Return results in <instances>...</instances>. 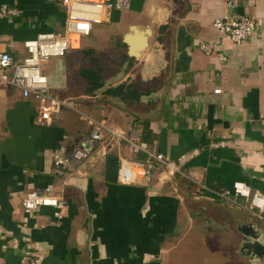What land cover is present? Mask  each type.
<instances>
[{
	"label": "crops",
	"instance_id": "1",
	"mask_svg": "<svg viewBox=\"0 0 264 264\" xmlns=\"http://www.w3.org/2000/svg\"><path fill=\"white\" fill-rule=\"evenodd\" d=\"M60 1L0 0V7L15 10L0 16V51L18 61L22 42L60 33ZM225 16L253 18L254 33L230 43L211 27ZM125 36L134 46L147 43L135 62L126 55ZM214 42L210 55L198 48ZM103 58L111 62L108 70ZM125 62L119 85H131L137 101L102 95L118 85L85 95L81 69L98 68L104 84ZM40 70L50 96L73 100L77 111L113 129L135 125L149 150L180 158L181 170L210 192L240 182L264 197V0H233L232 9L224 0H128L92 26L77 49ZM99 96L104 100L98 103ZM32 107L17 90L0 85V264H26L27 248L37 264H249L237 253L236 227L250 220L264 231V212L254 216L241 208L242 199L236 207L209 191L195 194L190 181L162 169L151 182L121 185L114 151L105 157L96 152L62 185L52 153L62 136L83 133L87 124L60 110L50 124L36 126ZM119 153L136 158L123 145ZM35 187L54 189L66 206L60 219L49 208L22 213L20 201Z\"/></svg>",
	"mask_w": 264,
	"mask_h": 264
},
{
	"label": "built area",
	"instance_id": "2",
	"mask_svg": "<svg viewBox=\"0 0 264 264\" xmlns=\"http://www.w3.org/2000/svg\"><path fill=\"white\" fill-rule=\"evenodd\" d=\"M128 0H61L64 9L63 28L60 33H41L33 39L21 43L23 56L15 61L11 55L0 51V85L18 91L24 100H31L32 124L44 126L51 123L52 115L60 110H69L78 114L87 124V130L76 136H62L59 145L53 151L51 159L53 173L59 174L64 185L74 171L96 152L105 157L110 151L117 153L116 181L121 185L132 184L134 180L145 183L153 180L156 169H162L168 175H175L188 180L193 185L194 193L209 191L204 185L195 182L189 171L181 170V159L170 161L162 154L149 150L147 144L140 140L135 125H130L126 132L109 127L104 120L92 119L83 115L74 106L71 99H57L49 95L47 81L41 73V66L52 58L63 57L65 52L77 49L79 41L88 36L94 25L104 22L105 17L114 8H124ZM227 9L233 8V0H224ZM15 10L2 6L0 16L9 17ZM211 27L222 37L234 45L245 42L255 31L253 18L240 16L235 18L221 17L214 19ZM217 43L199 44L204 55L215 53ZM220 64L225 62L222 54H215ZM217 93V91H214ZM125 146L133 156L141 159H130L121 156L119 149ZM210 192V191H209ZM213 193L218 199L227 201L236 207V199H242L244 210L261 217L264 212V197L252 193L243 183L235 182L230 190ZM21 211L25 215L39 208H49L54 219H60L66 206L53 188H32L20 201ZM26 264H37L31 249L22 253Z\"/></svg>",
	"mask_w": 264,
	"mask_h": 264
},
{
	"label": "water",
	"instance_id": "3",
	"mask_svg": "<svg viewBox=\"0 0 264 264\" xmlns=\"http://www.w3.org/2000/svg\"><path fill=\"white\" fill-rule=\"evenodd\" d=\"M122 41L127 46V57L131 58L133 62L139 59L140 53L143 50L147 49V43L143 39L137 46H134L127 36ZM154 58L156 59V57ZM125 66H127V62L123 64L115 77L104 82L102 87L96 92L102 91L109 85L114 87L119 85V80L123 77ZM143 69L144 67H142ZM236 232L240 235V243L237 249L238 255L247 258L249 264H264V231H262V228L257 227L250 220H245L244 223L236 227Z\"/></svg>",
	"mask_w": 264,
	"mask_h": 264
},
{
	"label": "trees",
	"instance_id": "4",
	"mask_svg": "<svg viewBox=\"0 0 264 264\" xmlns=\"http://www.w3.org/2000/svg\"><path fill=\"white\" fill-rule=\"evenodd\" d=\"M79 74L86 85L84 89L85 95L90 97L93 96V93L99 88H101L103 84L100 77L99 69L98 68L81 69ZM102 95L106 97L119 98L120 100L129 101V102L137 101L140 96V94L137 91H135L132 88V86L129 84L126 85L121 84L115 88H107L106 90L103 91ZM135 159H141V156H136Z\"/></svg>",
	"mask_w": 264,
	"mask_h": 264
},
{
	"label": "rangeland",
	"instance_id": "5",
	"mask_svg": "<svg viewBox=\"0 0 264 264\" xmlns=\"http://www.w3.org/2000/svg\"><path fill=\"white\" fill-rule=\"evenodd\" d=\"M79 45H80V41H79ZM115 54L117 55V52H115ZM101 63H102V66H103V68L104 69H107L108 70V68L110 67V64H111V62H110V60H108V59H104L103 58V61H101ZM86 66H88L87 65V62L85 61V60H83V67H86ZM112 66V65H111ZM125 70H126V66H125V68H124V72H125ZM109 76V78H111V76L112 75H108ZM107 79H105V81H106ZM104 81V82H105ZM104 100V98H101L100 96L96 99V102H102ZM74 106H75V108L76 109H78V110H80L77 106H76V104H75V102H74ZM82 111V110H81ZM83 113H85L84 111H82ZM192 226H194V224L192 223L190 226H189V229L191 230V228L190 227H192ZM193 233H195V230H191ZM240 236V235H239ZM189 237H192V234L191 235H189Z\"/></svg>",
	"mask_w": 264,
	"mask_h": 264
}]
</instances>
